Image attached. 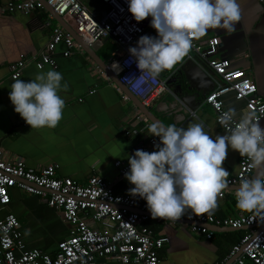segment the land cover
<instances>
[{
  "label": "crops",
  "instance_id": "0c3cea01",
  "mask_svg": "<svg viewBox=\"0 0 264 264\" xmlns=\"http://www.w3.org/2000/svg\"><path fill=\"white\" fill-rule=\"evenodd\" d=\"M6 1L9 0H0ZM238 2L241 5V19L236 23L235 30L229 33L222 29H210L204 37L219 38L218 56L228 59L233 68L246 70L256 85L258 96L264 99V0ZM89 8L98 16L105 11L99 2L97 6ZM47 14L41 11L29 16L0 14V147L7 155L21 157L26 167L33 170L56 164L58 177L71 178L79 183L97 175L110 182L115 193L128 195V189L133 185L124 176H119L114 163L128 161L127 157L147 142L151 136L147 133L151 123L158 122L163 126L175 124L186 128L189 123L202 122L213 139L216 135L225 134L214 123L212 109L202 105L206 93L213 89L216 78L200 60L191 61L206 74L205 82L198 81L197 97H194L195 91L176 92V83L170 81L174 69L182 61L173 70L160 75L163 79L168 78L167 87L181 99L182 104L172 95L165 94L147 107L135 98L141 104L142 109H139L135 104L137 102H132L130 98L128 101L122 100L121 88L105 73L100 75L97 72V69H102L88 54L76 53L66 57L63 44L58 45L52 55L55 68L45 66L38 70L30 62L19 77L28 82L39 72L54 69L62 74V83L68 85V90L60 93L66 106L58 126L54 129H31L14 112L8 98L13 83L9 65L18 61L20 56L27 61L37 58L50 34V28L42 26ZM52 23L57 22L53 19ZM155 36L156 33L153 34ZM116 51L115 41L108 39L97 46L95 54L106 64ZM92 90L93 94H89ZM222 101L226 110H236L238 119L242 111H249L245 101L235 99L232 93L223 96ZM143 108L150 114L144 113ZM187 109L195 111L196 117H190ZM259 124L264 128V119ZM126 130H137V133L127 136L124 133ZM239 158L237 151L228 150L222 164L230 173L227 178L236 173ZM237 188L227 186L223 191L224 196L218 199L219 207L209 215L227 218L250 213L236 208L234 193ZM7 214L14 215L21 222L27 248L53 255L57 243L68 236V226L46 205L44 199L25 194L17 188L10 190V203L0 209V217ZM89 225L95 229L110 228L106 222L90 221ZM146 225L155 237L168 238V242L159 250L160 264H213L224 259L231 245L247 232L246 228L229 231L211 227L214 235L207 240L192 234L184 222L171 224L167 219L153 220L150 215ZM96 264L117 263L98 260Z\"/></svg>",
  "mask_w": 264,
  "mask_h": 264
},
{
  "label": "built area",
  "instance_id": "2783aa9c",
  "mask_svg": "<svg viewBox=\"0 0 264 264\" xmlns=\"http://www.w3.org/2000/svg\"><path fill=\"white\" fill-rule=\"evenodd\" d=\"M66 27L53 24V17L47 14L42 26L50 28L47 42L36 59L27 61L24 56L9 65L10 79L19 78L27 63L36 69L45 66L56 67L52 55L56 47L63 44L64 55H84L85 51L73 36L74 33L87 46L101 45L104 41H115L117 51L112 54L106 66L112 70L113 62L122 69L115 72L120 86L142 106H149L157 98L169 94L182 104L168 87L167 80L161 76L155 82L150 79L133 90L132 84L125 82V77L139 76L135 62L129 61V47H135L142 35L153 36L155 30L150 27L151 17L137 23L128 12L127 0H97L104 13L100 16L93 12L83 0H44ZM36 11L47 12L40 0H9L0 2L1 15L20 14L29 16ZM67 28V29H66ZM220 40L216 36L201 37L193 41V46L183 60H200L215 76L212 90L204 96L202 105L209 106L214 113V123L223 131L218 117L227 111L222 97L232 93L235 99L245 101L249 111L255 110L260 120L264 119V99L257 94V88L247 73L241 68H233L231 62L218 56ZM112 66V67H111ZM100 75L103 71L97 69ZM134 83V81H133ZM123 101L129 97L119 91ZM93 94V90L89 91ZM190 117H196L195 111L187 109ZM139 119V116L137 120ZM238 120V118H236ZM235 122V121H234ZM125 135L136 134L137 130H126ZM159 138L150 136L146 143L137 149L147 152L155 151ZM136 149V150H137ZM120 177L129 170L128 161L114 163ZM58 166L50 164L37 170L26 167L21 157L7 155L0 147V209L10 203V190L17 188L25 194L44 199L46 205L53 209L68 226V236L59 241L53 255L36 248H27L21 222L12 214L0 217V264H96L98 260L117 264H160L159 250L168 242L166 237H155L147 227L150 213L146 202L139 197L121 195L113 191L110 182L100 176L92 175L83 183L71 178L58 177ZM254 169L246 156H240L236 173L227 178V186H238L244 178H251ZM224 196V192L222 197ZM221 197V198H222ZM106 222L110 228L95 229L89 222ZM167 221L171 224L184 222L194 235L212 239L211 227L247 232L231 245L227 256L213 264H264V220L254 213L239 214L236 217L217 218L209 214L191 219L185 214L181 219ZM123 233V235H121Z\"/></svg>",
  "mask_w": 264,
  "mask_h": 264
},
{
  "label": "clouds",
  "instance_id": "9594fccd",
  "mask_svg": "<svg viewBox=\"0 0 264 264\" xmlns=\"http://www.w3.org/2000/svg\"><path fill=\"white\" fill-rule=\"evenodd\" d=\"M127 4L137 23L151 17L150 27L156 32L155 37L140 36L136 46L128 49L130 59L125 63L135 62L140 72L123 79L133 90H141L149 79L155 82L163 72L173 70L188 56L193 41L208 30L231 33L241 19L238 0H127ZM112 66L117 74L122 70L117 62ZM62 80L54 69L41 71L28 82L13 79L8 98L31 129H54L62 120L66 102L60 93L68 90ZM236 117L234 108L223 112L218 123L226 131L214 139L202 122L189 123L186 128L151 123L147 133L158 137L159 143L154 145L155 151L137 149L127 157L129 170L124 178L133 185L128 195L143 199L153 220L211 214L228 185L230 173L222 164L231 149L246 156L256 170L254 176L240 181L235 206L264 220V128L255 110L242 111L238 120Z\"/></svg>",
  "mask_w": 264,
  "mask_h": 264
},
{
  "label": "water",
  "instance_id": "95a60500",
  "mask_svg": "<svg viewBox=\"0 0 264 264\" xmlns=\"http://www.w3.org/2000/svg\"><path fill=\"white\" fill-rule=\"evenodd\" d=\"M43 4H44V8L46 9V11L52 15L53 19L59 23L62 27H66L64 25V23L62 22V20L60 19V17H58L56 14H54L52 12V9L47 6L45 4L44 0H40ZM67 29V28H66ZM69 33L73 36L74 40L80 44V46L83 48V50L85 51L86 54H88L95 62L96 64L102 69L103 73H105L111 80L113 83H115L118 87L121 88V90L125 93L128 94L127 96L131 99L132 102H137L135 103L137 105V107L139 109H142L141 104L135 99L133 98L126 90L124 87L120 86L117 82V78L116 75L109 70V68L106 66V64L95 54V51L97 49V46L99 45L94 44L92 46H87L86 43H84L80 38H78L74 33L70 32ZM205 77L206 74L204 71H202L199 67L193 65V63H191L190 61H185L182 62L181 64H179V66H177L174 69V72L172 73V77H171V82L176 83L175 87V91L178 93H183V92H189V91H195V96H198V86L200 85L198 83V81H203L205 82ZM168 83V82H167ZM201 95L204 96L203 93H201ZM136 100V101H134ZM143 112L144 113H149L147 111L146 108H143ZM226 230L229 231H234L232 229L229 228H224Z\"/></svg>",
  "mask_w": 264,
  "mask_h": 264
},
{
  "label": "rangeland",
  "instance_id": "374dc122",
  "mask_svg": "<svg viewBox=\"0 0 264 264\" xmlns=\"http://www.w3.org/2000/svg\"><path fill=\"white\" fill-rule=\"evenodd\" d=\"M86 5L89 7H94L98 5V2L96 0H83ZM198 260V259H197Z\"/></svg>",
  "mask_w": 264,
  "mask_h": 264
},
{
  "label": "bare ground",
  "instance_id": "6f19581e",
  "mask_svg": "<svg viewBox=\"0 0 264 264\" xmlns=\"http://www.w3.org/2000/svg\"><path fill=\"white\" fill-rule=\"evenodd\" d=\"M113 70V69H112ZM117 71H118V69H117ZM113 72L115 73L116 71L115 70H113Z\"/></svg>",
  "mask_w": 264,
  "mask_h": 264
}]
</instances>
